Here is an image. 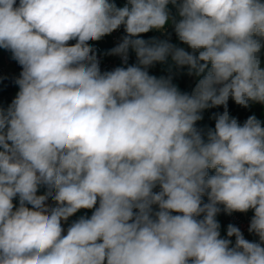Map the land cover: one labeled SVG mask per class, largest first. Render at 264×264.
<instances>
[{"label":"clouds","instance_id":"clouds-1","mask_svg":"<svg viewBox=\"0 0 264 264\" xmlns=\"http://www.w3.org/2000/svg\"><path fill=\"white\" fill-rule=\"evenodd\" d=\"M121 27L105 55L123 66L102 71L90 42ZM0 49L21 68L0 106V264H264V126L228 111L264 104V0H0ZM222 210H251L258 239L222 237Z\"/></svg>","mask_w":264,"mask_h":264},{"label":"crops","instance_id":"crops-1","mask_svg":"<svg viewBox=\"0 0 264 264\" xmlns=\"http://www.w3.org/2000/svg\"><path fill=\"white\" fill-rule=\"evenodd\" d=\"M119 1H123V0H119ZM124 2L121 3V6L123 5ZM169 32H171V28H169ZM153 36H157L160 38H164L163 36H161V33L159 32H155V31H150L149 33L146 34H142V38L144 39H149ZM121 37H119L114 44H112L111 42H108L105 44L104 46V52L108 51L111 46L116 45L119 41H120ZM171 40L173 43H176V37L174 35V33L172 34ZM130 56L133 58V60L131 61L132 64H134L136 62V57H135V53L131 52L130 50ZM0 56L2 58V63L0 65V77H7V76H11V77H16L19 75L21 68L20 66L13 61L10 56L11 54L8 52H6L5 50H3V53H0ZM166 66L164 65H160V64H156L154 67H151L149 69V73L151 75H156V76H161V75H167V72L164 71V68ZM7 72V73H6ZM201 77H197L194 74L189 76L187 74V69H183L181 70L180 74L176 75L173 79V83H175L179 89L182 92H187L189 94L192 93L198 79H200ZM18 91V86H16L15 84H13V88L11 90L10 93V99L12 100L16 93ZM223 107H217V108H210L207 109L203 112V120L199 121L197 123V127H201V128H214L215 125V121L211 118L213 113H217L223 112ZM228 111L230 113L231 116L236 117L238 119V121L240 123H243L249 116L251 115H255L257 117V119H259L261 121L262 126H264V104H259V103H255V104H251L249 107L244 108L241 107L237 104H235V102L230 98L228 101ZM44 192V189L41 188L40 192L38 194H42ZM17 201H14V203H16ZM51 201H49L50 203ZM236 214L239 215H249L252 216L253 212L251 210H249L247 213H240V212H234ZM81 215H87L90 216L91 215V210H80V212L76 213L73 217L70 218L69 223L71 222V220H75L77 219L79 216ZM217 220L219 221L221 228V236H226V225L222 220L221 217V212L218 214L217 216ZM65 229L67 228V224L64 225ZM246 239L248 240H257V237H252V236H245ZM234 243V241H233Z\"/></svg>","mask_w":264,"mask_h":264},{"label":"built area","instance_id":"built-area-1","mask_svg":"<svg viewBox=\"0 0 264 264\" xmlns=\"http://www.w3.org/2000/svg\"><path fill=\"white\" fill-rule=\"evenodd\" d=\"M124 34L125 33L123 30V27H121L119 30L113 32L111 35L104 37L100 41L90 42L97 49V55H98V59L100 60V67H101L102 71H110V70L114 69L115 67L123 66L122 60L119 56L105 55V53L107 51L104 52L103 50H104V46L106 43L111 42L112 44H114L115 41L119 37H122ZM70 43H75V41H72ZM114 46H116V45H114ZM114 46H111V48H113ZM6 52L8 53V51H6ZM132 60H133V58L129 54L128 64H132L131 63ZM221 217H222L223 222L226 225V228L229 224H233L241 230V232L243 233L244 236L248 235V236L256 237L253 234H250L248 232V226H249V222H250V219L252 216L239 215L236 213H232L231 215H228V214L224 213L222 210L221 211ZM231 239L234 241L235 238L233 237Z\"/></svg>","mask_w":264,"mask_h":264},{"label":"trees","instance_id":"trees-1","mask_svg":"<svg viewBox=\"0 0 264 264\" xmlns=\"http://www.w3.org/2000/svg\"><path fill=\"white\" fill-rule=\"evenodd\" d=\"M123 1L115 0V3L121 4ZM2 63V58L0 56V65ZM13 78L11 76H7L6 79L0 81V106L7 107L8 104L11 103L10 93L13 88ZM211 174V173H210ZM205 197V201H206Z\"/></svg>","mask_w":264,"mask_h":264},{"label":"rangeland","instance_id":"rangeland-1","mask_svg":"<svg viewBox=\"0 0 264 264\" xmlns=\"http://www.w3.org/2000/svg\"><path fill=\"white\" fill-rule=\"evenodd\" d=\"M117 6H121V4H117ZM0 53H3V49H0Z\"/></svg>","mask_w":264,"mask_h":264}]
</instances>
